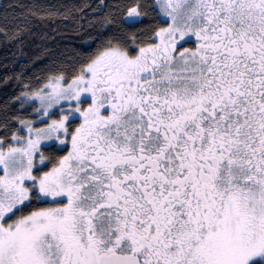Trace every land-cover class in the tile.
I'll list each match as a JSON object with an SVG mask.
<instances>
[{"label":"snow or ice","instance_id":"1","mask_svg":"<svg viewBox=\"0 0 264 264\" xmlns=\"http://www.w3.org/2000/svg\"><path fill=\"white\" fill-rule=\"evenodd\" d=\"M0 264H264V0L0 2Z\"/></svg>","mask_w":264,"mask_h":264},{"label":"trees","instance_id":"2","mask_svg":"<svg viewBox=\"0 0 264 264\" xmlns=\"http://www.w3.org/2000/svg\"><path fill=\"white\" fill-rule=\"evenodd\" d=\"M0 2H3V0H0ZM22 2L29 3L30 0H22ZM43 2H48V0H43ZM51 2H56V0H51ZM59 2H61V3H78V2H80V0H59ZM51 27L57 28V25L53 24Z\"/></svg>","mask_w":264,"mask_h":264}]
</instances>
